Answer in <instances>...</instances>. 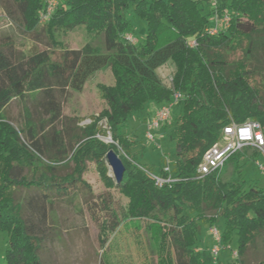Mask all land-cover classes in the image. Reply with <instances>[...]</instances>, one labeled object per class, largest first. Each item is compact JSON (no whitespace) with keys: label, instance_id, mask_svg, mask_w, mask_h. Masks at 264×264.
I'll list each match as a JSON object with an SVG mask.
<instances>
[{"label":"trees","instance_id":"trees-1","mask_svg":"<svg viewBox=\"0 0 264 264\" xmlns=\"http://www.w3.org/2000/svg\"><path fill=\"white\" fill-rule=\"evenodd\" d=\"M202 1L212 4L206 15L199 8ZM0 4L33 42L42 35L47 43V50L41 51L34 42L13 57L12 39L0 40L4 82L0 88V231L7 236L3 263L43 264L46 237L39 227L44 222H34L30 213L25 216V209L36 198L60 199L78 193L80 205L97 227L98 250L105 248L124 220L131 223L150 219L156 212L171 213L173 221L163 223L162 234L168 264H222L197 248L199 225L214 226L218 218L223 220L218 228L223 245L236 240L238 257L227 264H245L249 247L264 236V191L244 188L238 165L234 168L238 176L229 182H221L215 174L197 179L196 172L202 156L220 141L222 128L231 121H257L264 132V0H61L43 25L38 24L42 0H0ZM131 14L145 24L143 43L124 40L126 34L133 35ZM224 15L228 25L208 34L215 27L210 16ZM76 28L101 34L104 53L88 44L68 49L57 41V36ZM167 62L173 68L172 87L156 74ZM104 68L110 69L114 81L96 86L105 107L90 117V124L78 127L76 122L69 130L38 137L26 103L44 109L45 123L53 126L60 119L56 94L80 91L90 76ZM172 90L184 96L174 106L179 107L178 115L171 111L169 123V138L175 142L172 175L178 181L159 189L145 172L153 171L131 154L137 143L128 132V118L142 112L149 117V104L159 108L170 103ZM14 101L22 104L25 126L21 130L2 115ZM102 120L107 130L99 128ZM108 133L111 143L106 144L100 138ZM110 150L124 166L119 185L107 176L104 156ZM63 162L71 170L58 177L56 166ZM87 163H93L104 185L124 199L123 217L109 191L95 195L82 180ZM161 168L154 173L163 174ZM23 192L33 194L22 196Z\"/></svg>","mask_w":264,"mask_h":264},{"label":"rangeland","instance_id":"rangeland-1","mask_svg":"<svg viewBox=\"0 0 264 264\" xmlns=\"http://www.w3.org/2000/svg\"><path fill=\"white\" fill-rule=\"evenodd\" d=\"M212 7L207 1L199 4L202 15H206ZM131 23L133 35L138 44L143 43L145 37V24L134 15H128ZM214 21V16H210L209 22ZM11 38L15 48L12 56L17 53L26 52L30 43H36L41 51L47 50V43L44 36L39 35L35 40H31L21 24L6 16L3 7L0 4V40ZM68 49H81L88 44L92 49L99 53H104L103 36L89 35L83 28H76L67 35L56 37ZM11 57V58H13ZM172 66L169 62L156 70L159 80L166 86L172 87ZM113 75L109 68H104L96 72L87 80L80 91L68 90L65 94H56L60 107V119L53 126L45 123L48 119V113L40 108L35 107V103L28 101L26 107L32 120L38 137L45 136L52 131L62 132L63 129H71L77 122L78 127H84L90 124L91 116H97L105 107L101 100L96 86L98 84L111 85ZM4 82L0 77V88ZM55 92H57L55 90ZM155 105L150 103L149 110L154 112ZM173 115H178L179 107H175ZM5 120L16 129L21 130L24 126V114L22 104L19 101L10 103L2 113ZM172 118V117H171ZM74 119L75 122L68 120ZM148 116L145 112L132 113L128 118V132L136 145L131 149L132 156L137 162L144 165L149 170L155 172L168 161L170 165L175 160V142L169 138L171 119L158 129L152 131L154 143L146 138ZM79 120V121H77ZM43 124V127L41 126ZM101 130H107L104 120L99 122ZM23 137V136H22ZM110 139V135L100 138L104 143ZM67 136L65 137L66 141ZM48 141H51L48 139ZM67 142V141H66ZM54 152V150H52ZM167 158V161L164 160ZM234 159L229 160L225 167L218 173L221 182H229L237 177L234 168L238 165L240 172L239 178L244 182V188L256 186L264 191V174H262L256 164L263 162V157L257 153L245 149L236 154ZM172 167V166H171ZM55 175L63 177L70 173L71 165L62 163L56 166ZM107 176L114 181L112 172L108 169ZM82 180L88 185L91 192L95 195L103 194L109 191L113 196L115 207L122 216V208L125 204L124 199L114 189H108L101 181L100 176L93 163H87V169L82 175ZM115 182V181H114ZM32 193H21L26 196ZM23 200V199H22ZM24 203V200H23ZM25 204V203H24ZM34 222H44L40 225L39 230L46 237L45 251L41 253L43 264H168L163 256V237L165 232L163 223L171 224V213L156 212L150 219H139L129 223L127 220L122 222L119 230L112 236L103 250L97 247V227L93 223L85 207L80 205L78 193L65 198H36L31 207L25 209V216H29ZM160 220V222H157ZM162 222V223H161ZM219 229L223 226V220L218 218L214 224ZM209 224L199 225L197 232V248L210 254L212 239L208 234ZM225 249H222L218 255V261L227 264L232 260L231 252L236 248L234 239L226 243ZM7 248V236L0 231V264L3 263L4 252ZM171 257L176 261L174 250L170 248ZM264 260V236L258 238L251 245L246 253L245 264H258Z\"/></svg>","mask_w":264,"mask_h":264},{"label":"built area","instance_id":"built-area-1","mask_svg":"<svg viewBox=\"0 0 264 264\" xmlns=\"http://www.w3.org/2000/svg\"><path fill=\"white\" fill-rule=\"evenodd\" d=\"M211 3L217 0H208ZM61 0H42L43 7L38 13V24H47L60 5ZM215 27L208 31V34L214 35L217 31L229 23L227 15L221 18L214 17ZM124 40L129 43H136V39L132 34H126ZM190 47H194L195 42L189 43ZM184 96L177 90H172V101L168 104L157 108L147 123L146 138L151 143H154L152 131L158 129L160 126L167 123L171 116V111L176 104L183 100ZM245 149L251 150L263 157L262 163H257L258 170L264 174V132L263 128L257 121L248 120L244 123H235L231 121L221 130L220 141L211 147L201 159L197 168V179L203 178L207 175H218L225 167L226 163L239 152ZM167 161V158H164ZM172 165L167 161L162 166L163 174H156L154 172L145 171L149 178L153 181L154 186L161 189L163 187L170 188L178 181L172 175ZM208 234L212 239V246L210 248V256L212 260H216L222 249L226 246L222 243L221 232L218 227L210 226ZM232 259H236L238 254L236 251L231 252Z\"/></svg>","mask_w":264,"mask_h":264},{"label":"water","instance_id":"water-1","mask_svg":"<svg viewBox=\"0 0 264 264\" xmlns=\"http://www.w3.org/2000/svg\"><path fill=\"white\" fill-rule=\"evenodd\" d=\"M106 167L112 172L116 185L122 181L124 166L118 155L113 151H108L104 156Z\"/></svg>","mask_w":264,"mask_h":264},{"label":"crops","instance_id":"crops-1","mask_svg":"<svg viewBox=\"0 0 264 264\" xmlns=\"http://www.w3.org/2000/svg\"><path fill=\"white\" fill-rule=\"evenodd\" d=\"M156 109H157V107L155 106L153 110L155 111ZM153 113H152V111L149 110V117H148L147 121H149V119H150V117L152 116Z\"/></svg>","mask_w":264,"mask_h":264},{"label":"bare ground","instance_id":"bare-ground-1","mask_svg":"<svg viewBox=\"0 0 264 264\" xmlns=\"http://www.w3.org/2000/svg\"><path fill=\"white\" fill-rule=\"evenodd\" d=\"M105 141H107V142H111V139H109V138H106V140Z\"/></svg>","mask_w":264,"mask_h":264}]
</instances>
